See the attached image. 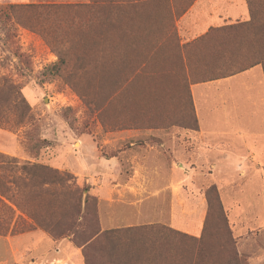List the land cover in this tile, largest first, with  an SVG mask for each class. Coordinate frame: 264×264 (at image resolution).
Returning <instances> with one entry per match:
<instances>
[{
  "label": "rangeland",
  "instance_id": "1",
  "mask_svg": "<svg viewBox=\"0 0 264 264\" xmlns=\"http://www.w3.org/2000/svg\"><path fill=\"white\" fill-rule=\"evenodd\" d=\"M103 2L0 0V188L12 198L0 196V240L25 244L9 264L40 240L28 261L69 241L85 264H264V196L219 194L190 94L250 54L213 37L186 68L180 51L155 45L163 37L123 34L133 7ZM25 5L57 10H9ZM261 9L241 27L244 49L264 44Z\"/></svg>",
  "mask_w": 264,
  "mask_h": 264
},
{
  "label": "crops",
  "instance_id": "2",
  "mask_svg": "<svg viewBox=\"0 0 264 264\" xmlns=\"http://www.w3.org/2000/svg\"><path fill=\"white\" fill-rule=\"evenodd\" d=\"M250 1L252 0H134L117 5L133 7L129 21L131 27L121 30L124 35L133 38L147 34L151 37H163L164 43L155 45L164 46L165 50L180 51L186 68L189 64L196 67L197 61L203 57V51L199 49L201 44L214 47L213 37L233 36L240 40L233 41L237 46L236 50L250 54L252 62L246 60V63L251 64L241 66L243 69L223 78L193 82L190 84V94L197 120V133L203 140L213 142L212 147H209L214 162L212 177L219 187V194L222 195L223 188L229 187L231 191L242 190L243 196L262 197L264 70L260 60L264 44L244 49L241 42L246 36L241 27L244 29L252 19ZM253 36L256 37L254 34ZM218 59L214 62L219 61ZM200 112L205 114L201 115ZM232 185H236V188ZM43 244H46V240L37 241L35 250L32 248L25 252V264H85L82 250L73 247L69 241L55 245L54 254L42 258L40 262L32 259L28 261L27 256L37 253ZM13 246L10 239L6 242L0 240V263L17 261L16 257L24 252L25 244L21 243L18 250Z\"/></svg>",
  "mask_w": 264,
  "mask_h": 264
},
{
  "label": "trees",
  "instance_id": "3",
  "mask_svg": "<svg viewBox=\"0 0 264 264\" xmlns=\"http://www.w3.org/2000/svg\"><path fill=\"white\" fill-rule=\"evenodd\" d=\"M91 1L93 2V5L96 6V9H97L98 6L101 5L100 2H103V1H106L107 3L114 2V0H91ZM121 1L131 2V1H134V0H121ZM256 2H259V0H252V1L249 2V7H251V16H252V18L254 17V14H253V11H252V4L253 3H256ZM103 3H105V2H103ZM260 5L261 6L264 5V3H260ZM94 6H93V8H95ZM80 7L81 8H84V9L86 7V8H89L90 10H93V8L92 7H89V6H85V7L84 6H79V7H74V8L77 9V8H80ZM70 8L73 9V7H70ZM21 9H25V10L30 11L31 12V15H33L36 19H40V18L45 19V18H47V14L45 15L44 12H47L49 14V11L50 10H53V9L57 10L55 7H51V6H35V5H25V6H21V7H18V6H10V8H9V10L11 11V13H14V11L21 10ZM261 11L263 12L262 15L264 16V9H261ZM78 15H79V12L77 10L76 11H73L72 14H71V16L73 18L76 17V16H78ZM251 22L253 23V20L252 19H251V21L249 23H251ZM249 23H247V24H249ZM126 37L127 38H130L132 36H130V37L129 36H126ZM133 44L134 43L132 42V45ZM260 61H261V64H262L263 70H264V56H262V58H261ZM193 115L195 117V113ZM195 120H196V117H195ZM196 122H197V120H196ZM38 169H40V168L37 167V166H32L30 168H25L24 167L22 170L25 171L26 173H28V172H32V171H35V170H38ZM27 170H28V172H27ZM0 180L3 182V179L1 177H0ZM0 196L1 197H6L7 199H9V201H11V199H12L11 197L6 196V193L4 192V190H2V188H0ZM78 203H79V209H80V202H78ZM0 204H2V201L1 200H0ZM77 214H79V216H80V218H77L78 219V222L80 223L79 226L82 227L81 229H85V227L83 225L84 219L81 218V212H80V210L77 212ZM75 225H76L75 223H72V226L73 227H75ZM73 227H71V228H73ZM98 237H99V233H95V234H93V236H92V238L90 240L94 239V241H95ZM89 241H87V242H89Z\"/></svg>",
  "mask_w": 264,
  "mask_h": 264
}]
</instances>
